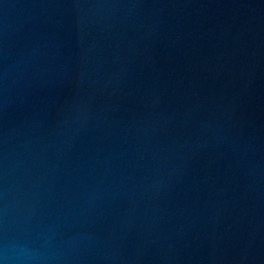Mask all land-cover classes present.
I'll return each mask as SVG.
<instances>
[{"label": "water", "instance_id": "1", "mask_svg": "<svg viewBox=\"0 0 264 264\" xmlns=\"http://www.w3.org/2000/svg\"><path fill=\"white\" fill-rule=\"evenodd\" d=\"M0 264H264V0H0Z\"/></svg>", "mask_w": 264, "mask_h": 264}]
</instances>
